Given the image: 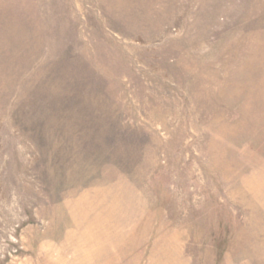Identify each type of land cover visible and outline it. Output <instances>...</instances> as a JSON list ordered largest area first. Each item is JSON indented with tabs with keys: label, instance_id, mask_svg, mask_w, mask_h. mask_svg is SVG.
I'll return each mask as SVG.
<instances>
[{
	"label": "rangeland",
	"instance_id": "rangeland-1",
	"mask_svg": "<svg viewBox=\"0 0 264 264\" xmlns=\"http://www.w3.org/2000/svg\"><path fill=\"white\" fill-rule=\"evenodd\" d=\"M0 264H264V0H0Z\"/></svg>",
	"mask_w": 264,
	"mask_h": 264
}]
</instances>
